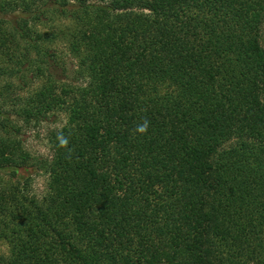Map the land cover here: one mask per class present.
Here are the masks:
<instances>
[{
  "label": "trees",
  "instance_id": "16d2710c",
  "mask_svg": "<svg viewBox=\"0 0 264 264\" xmlns=\"http://www.w3.org/2000/svg\"><path fill=\"white\" fill-rule=\"evenodd\" d=\"M0 241V264H264V0H0Z\"/></svg>",
  "mask_w": 264,
  "mask_h": 264
},
{
  "label": "rangeland",
  "instance_id": "374dc122",
  "mask_svg": "<svg viewBox=\"0 0 264 264\" xmlns=\"http://www.w3.org/2000/svg\"><path fill=\"white\" fill-rule=\"evenodd\" d=\"M60 58V68L57 70L58 74L56 72V76L58 78H65L66 80H74L75 75L72 71L74 70L75 65L74 60L68 57L66 54H61ZM49 124L50 122L48 121L37 128L26 129L22 132L25 147L34 157H45L51 154L49 132L50 129L55 125ZM58 125H60V123ZM35 168L36 165L34 166V169ZM46 182L47 178L43 173H36L33 175V187L38 193L44 191ZM6 253H8V247L4 242L0 241V254Z\"/></svg>",
  "mask_w": 264,
  "mask_h": 264
},
{
  "label": "clouds",
  "instance_id": "9594fccd",
  "mask_svg": "<svg viewBox=\"0 0 264 264\" xmlns=\"http://www.w3.org/2000/svg\"><path fill=\"white\" fill-rule=\"evenodd\" d=\"M138 130L141 131V132L145 131V130H146V125H144V126H140V127L138 128Z\"/></svg>",
  "mask_w": 264,
  "mask_h": 264
}]
</instances>
